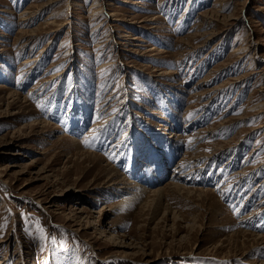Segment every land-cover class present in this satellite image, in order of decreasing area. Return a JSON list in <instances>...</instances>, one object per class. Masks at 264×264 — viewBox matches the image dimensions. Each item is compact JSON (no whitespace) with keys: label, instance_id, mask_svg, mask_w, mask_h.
Listing matches in <instances>:
<instances>
[{"label":"rangeland","instance_id":"1","mask_svg":"<svg viewBox=\"0 0 264 264\" xmlns=\"http://www.w3.org/2000/svg\"><path fill=\"white\" fill-rule=\"evenodd\" d=\"M254 235L264 0H0L3 264H264Z\"/></svg>","mask_w":264,"mask_h":264},{"label":"bare ground","instance_id":"2","mask_svg":"<svg viewBox=\"0 0 264 264\" xmlns=\"http://www.w3.org/2000/svg\"><path fill=\"white\" fill-rule=\"evenodd\" d=\"M101 9H99L98 11H96V17L97 16H99L101 13ZM27 60V59H26ZM28 61V60H27ZM23 62V61H22ZM33 62V61H32ZM23 64H27V62L26 61H24V63ZM76 113H74V114H72V116H74ZM71 118V117H70ZM74 118V117H73ZM73 118L72 119H70V120H73ZM165 140H163L162 141V143L164 142ZM154 148V147H153ZM152 148V149H153ZM146 151V150H145ZM149 151V150H148ZM151 155V154H150ZM152 157V156H151ZM156 158H155V162L157 161L159 164H160V169H159V171H158V173H159V175H152L151 177H150V184H154V185H156V184H158V183H160L161 182V180L163 179V175H164V172H165V167L164 166H162L161 165V161L159 162V159H158V156H155ZM158 159V160H157ZM139 161H141V160H139ZM131 162V168L132 169H134V170H136L137 171V169H138V167H140V162H135V160H131L130 161ZM141 163H143V162H141ZM146 163L147 162H145V163H143V166L142 167H146L147 168V166H146ZM142 169V168H141ZM183 174V173H182ZM112 179V178H111ZM117 184H120V187H117L118 188V191H129V190H132L133 191V193H135V194H131V197H140L141 195H142V193H144L145 191L143 190V187L142 188H138L139 186H137V185H135L132 181L131 182H128L127 184H125V183H122V182H117ZM130 185V186H129ZM111 186V185H110ZM113 187V186H112ZM130 197V196H129ZM131 198H127V199H125V200H123V202H122V204L124 203V202H126L127 200H130ZM249 217V216H248ZM247 217V218H248ZM255 236V238L258 240V241H260V242H262L263 240H264V236L263 235H254ZM0 264H3L1 261H0Z\"/></svg>","mask_w":264,"mask_h":264},{"label":"snow or ice","instance_id":"3","mask_svg":"<svg viewBox=\"0 0 264 264\" xmlns=\"http://www.w3.org/2000/svg\"><path fill=\"white\" fill-rule=\"evenodd\" d=\"M186 2H187V0H186Z\"/></svg>","mask_w":264,"mask_h":264}]
</instances>
